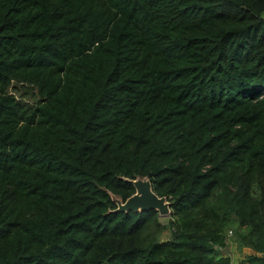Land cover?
Instances as JSON below:
<instances>
[{
  "label": "trees",
  "instance_id": "1",
  "mask_svg": "<svg viewBox=\"0 0 264 264\" xmlns=\"http://www.w3.org/2000/svg\"><path fill=\"white\" fill-rule=\"evenodd\" d=\"M232 227L264 264V0H0V264H231Z\"/></svg>",
  "mask_w": 264,
  "mask_h": 264
},
{
  "label": "water",
  "instance_id": "2",
  "mask_svg": "<svg viewBox=\"0 0 264 264\" xmlns=\"http://www.w3.org/2000/svg\"><path fill=\"white\" fill-rule=\"evenodd\" d=\"M130 182L135 188V192L122 200L119 197L112 196L117 204L119 211H143L154 209L159 216H167L170 213L169 203L163 196H158L151 186V182L147 177H136Z\"/></svg>",
  "mask_w": 264,
  "mask_h": 264
},
{
  "label": "rangeland",
  "instance_id": "3",
  "mask_svg": "<svg viewBox=\"0 0 264 264\" xmlns=\"http://www.w3.org/2000/svg\"><path fill=\"white\" fill-rule=\"evenodd\" d=\"M17 97H22L25 100H34V96L30 97V94L25 93L21 88H18ZM168 219L167 216H160V220L165 223ZM230 231H227L226 236V245L219 248V251L222 255H227L230 258L231 264H249L247 261V255L252 254V251L244 247L241 243L238 242L235 236V228H230ZM244 230V228H242ZM263 255V254H262Z\"/></svg>",
  "mask_w": 264,
  "mask_h": 264
}]
</instances>
